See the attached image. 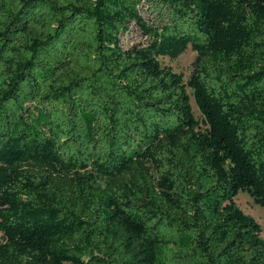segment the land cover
I'll use <instances>...</instances> for the list:
<instances>
[{"label":"trees","instance_id":"trees-1","mask_svg":"<svg viewBox=\"0 0 264 264\" xmlns=\"http://www.w3.org/2000/svg\"><path fill=\"white\" fill-rule=\"evenodd\" d=\"M239 193L264 208V0H0V264H264Z\"/></svg>","mask_w":264,"mask_h":264},{"label":"rangeland","instance_id":"rangeland-1","mask_svg":"<svg viewBox=\"0 0 264 264\" xmlns=\"http://www.w3.org/2000/svg\"><path fill=\"white\" fill-rule=\"evenodd\" d=\"M143 17L148 20V16L142 14ZM141 33L134 25L130 26V31L122 36L121 45L123 48H128L133 44L144 43ZM196 59V54L188 48L182 55L175 60H169L168 58H160L159 61L163 66L170 67L175 73L182 75L183 81L188 82L191 72L193 71V64ZM190 103L193 109L194 116L199 120L201 118L200 113L194 103L192 92L188 90ZM235 203L239 206L245 215L251 216L260 226L264 238V208L255 205L251 197L246 193H239L234 199Z\"/></svg>","mask_w":264,"mask_h":264}]
</instances>
